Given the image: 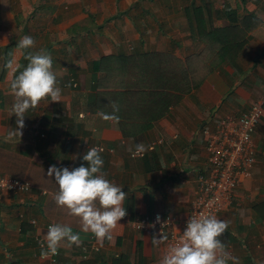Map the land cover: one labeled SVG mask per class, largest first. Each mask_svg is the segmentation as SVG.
I'll return each instance as SVG.
<instances>
[{
  "label": "crops",
  "instance_id": "crops-1",
  "mask_svg": "<svg viewBox=\"0 0 264 264\" xmlns=\"http://www.w3.org/2000/svg\"><path fill=\"white\" fill-rule=\"evenodd\" d=\"M25 35L34 48L18 49ZM40 49L51 54L60 102L30 108L19 142L7 141L16 127L10 81ZM126 84L138 96L124 105ZM112 102L119 123L98 115L111 114ZM256 103L263 116L249 176L214 215L229 221L219 239L239 264H264V0H0V176L31 185L0 191V264H43L35 240L45 224L81 237L79 246L62 244L55 264H159L166 242L151 241L165 231L134 222L169 215L178 232L206 168L202 132ZM141 143L151 150L134 157L128 148ZM92 147L103 150L105 178L127 193V215L103 241L56 204L58 185L47 175L53 165L87 166Z\"/></svg>",
  "mask_w": 264,
  "mask_h": 264
},
{
  "label": "clouds",
  "instance_id": "clouds-1",
  "mask_svg": "<svg viewBox=\"0 0 264 264\" xmlns=\"http://www.w3.org/2000/svg\"><path fill=\"white\" fill-rule=\"evenodd\" d=\"M35 40L25 35L17 45L18 49L26 50L35 47ZM25 59L26 67L19 71L18 75L10 81V94L15 101L11 107V115H15L16 127L7 133L6 140L12 141L23 135L25 127L24 118L30 108H36L42 100L50 98L52 102H60L61 89L57 86V78L52 71V57L44 49L36 52H27ZM15 73L17 67H13V61H9ZM113 112L106 114L99 112L98 115L105 121L119 123V106L112 102ZM17 142V143H18ZM151 150L144 144H136L129 147L128 151L135 157ZM102 149L89 148L82 156L87 166L81 164L69 170L67 167L57 168L50 166L47 175L54 179L58 185V194L55 196L56 204L66 208L73 216L81 218L85 231H91L95 237L103 241L111 239L112 231L120 225L119 221L126 215L123 206L127 193L122 187L106 179L102 171ZM7 187V180L5 181ZM27 186V185H25ZM28 187V186H27ZM229 228V221L218 219L214 215L200 214L190 218L186 228L178 242L169 245L165 255L159 264H239L238 258L231 256L224 243L219 239ZM167 237L163 234L159 238H152L153 244H160ZM67 242V246H79L81 237L74 234L67 225H50L45 236L46 249L41 245V257L48 258L58 254V249Z\"/></svg>",
  "mask_w": 264,
  "mask_h": 264
},
{
  "label": "built area",
  "instance_id": "built-area-1",
  "mask_svg": "<svg viewBox=\"0 0 264 264\" xmlns=\"http://www.w3.org/2000/svg\"><path fill=\"white\" fill-rule=\"evenodd\" d=\"M262 116L261 106L257 103L251 104L246 112L237 117L220 119L213 132H202L206 168L197 173L195 198L189 211L179 222L178 232L172 228L176 223L175 219L160 213L139 218L134 222L133 227L142 231L151 227L157 228L160 232L164 230L167 237L165 240L167 251L169 245L178 242L190 218L198 217L200 214L216 215L221 212L229 204L238 183L249 176L255 159L252 135ZM261 155H264V152H261ZM30 188L31 185L25 180L0 176V191L22 194L28 192ZM30 223L34 224L33 221ZM50 225L52 224H45L43 235L35 240L40 251L42 244H44L43 250H47L45 236ZM89 250L97 251V248L91 246ZM80 251L82 258H85L88 253L86 247H80ZM57 255L42 258L40 253L37 258L43 264H55Z\"/></svg>",
  "mask_w": 264,
  "mask_h": 264
},
{
  "label": "trees",
  "instance_id": "trees-1",
  "mask_svg": "<svg viewBox=\"0 0 264 264\" xmlns=\"http://www.w3.org/2000/svg\"><path fill=\"white\" fill-rule=\"evenodd\" d=\"M128 72V71H127ZM127 83V81H126ZM128 84L125 85V95H124V105H125V102L128 98H134L135 96H138V94H130L131 93V90L127 87ZM127 87V88H126ZM151 91V90H150ZM150 91L148 90V95H147V100L149 101V103L151 104V100L152 98L154 97V95L150 94ZM149 109L148 107H146V110ZM145 111V107H142L140 112H143ZM18 179H21V178H18ZM21 180H24V179H21Z\"/></svg>",
  "mask_w": 264,
  "mask_h": 264
}]
</instances>
